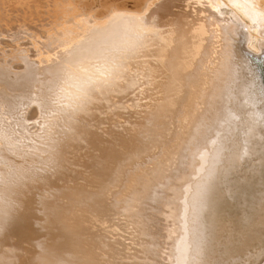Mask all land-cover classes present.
Returning a JSON list of instances; mask_svg holds the SVG:
<instances>
[{
	"label": "bare ground",
	"instance_id": "bare-ground-1",
	"mask_svg": "<svg viewBox=\"0 0 264 264\" xmlns=\"http://www.w3.org/2000/svg\"><path fill=\"white\" fill-rule=\"evenodd\" d=\"M141 1L0 0V264H264V0Z\"/></svg>",
	"mask_w": 264,
	"mask_h": 264
},
{
	"label": "rangeland",
	"instance_id": "rangeland-1",
	"mask_svg": "<svg viewBox=\"0 0 264 264\" xmlns=\"http://www.w3.org/2000/svg\"><path fill=\"white\" fill-rule=\"evenodd\" d=\"M76 4L79 7V9L86 11L88 13H91L93 15H95L96 17H104L112 8H127L129 10H139L142 8V1L141 0H76ZM35 5L37 7V10L33 9V7L31 8V24L33 25V27H35V30L37 32H41V34L46 31V29L48 28L47 24L49 23V21H53L54 18H50L48 15V6L50 5V0H35ZM13 7L10 8V10H12ZM9 17L6 21V24L8 26V29H13L15 28L17 21H16V17ZM12 19V20H11ZM9 21V22H8ZM1 30V29H0ZM23 36V35H21ZM22 43H29L28 39H25L22 41ZM1 102V100H0ZM69 123V124H67ZM61 125V130L67 131L68 129H70L71 127H73L74 123L72 122V120H68V119H64V122L60 124ZM65 127V128H64ZM33 128L34 127H30L29 128V133L31 136H33ZM68 128V129H67ZM37 129L34 128V131H36ZM28 131V129H27ZM29 135V136H30ZM63 136V135H62ZM62 136L60 135V138H62ZM159 228H161L162 233H165V229L168 225H170L169 222L165 221L164 218L160 217V221H159ZM117 238H119V243L120 244H116V250L118 251V259L116 261V264H128L129 262H133L135 259L133 258V254H135L134 251L136 250H132L128 253V255H125L124 253H121V250L124 248V245L130 244V241L127 239V237L124 239H120V237L117 236ZM161 242L165 241L164 237L159 238ZM165 248H162V250L159 253V256H157V259L154 260L155 262H157L158 264H168V260H167V246H163ZM135 249V246L133 247ZM132 255V258L128 257V256ZM125 256V257H124ZM124 257V258H122Z\"/></svg>",
	"mask_w": 264,
	"mask_h": 264
}]
</instances>
